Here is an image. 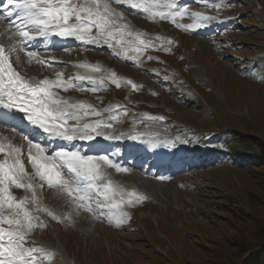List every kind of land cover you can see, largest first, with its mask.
Segmentation results:
<instances>
[{
	"label": "rangeland",
	"instance_id": "rangeland-1",
	"mask_svg": "<svg viewBox=\"0 0 264 264\" xmlns=\"http://www.w3.org/2000/svg\"><path fill=\"white\" fill-rule=\"evenodd\" d=\"M169 2L186 9L176 18L178 23L199 22L193 12L214 19L204 21L206 27L185 31L171 19H150L142 9L112 3L122 13L120 23L128 25L125 31L141 33L140 38L150 40L153 47L143 49L142 54L129 51L124 56L119 47L74 43L68 46L69 51L53 46L43 50L38 46L18 50L9 57L21 75L36 80L56 79V72L62 73L65 80L77 74L93 75L97 80L103 77L104 84L97 83V91L89 90L93 86L89 81H76L79 88L55 91L70 102H85L100 113L83 117L81 123L100 119L111 124L105 134H124L120 141H108L105 148L114 144L110 158L114 163L118 160L127 171L117 172L104 165L106 176L102 181L111 180L121 192L115 199L122 196L124 203L119 208H106L103 219L83 211L73 213L71 220L52 219L42 209L63 216L69 211L71 197L46 183L41 188L38 177L32 181L37 185V205L31 203V190L10 187L17 200L29 198L26 207L33 217L44 222L43 227L31 230L25 243V247L41 250L37 258L42 264H241L250 249L264 244V162L256 165L232 157L200 160L198 150L184 152L192 143L201 150H213L227 148L228 142L241 152L262 153L264 0ZM0 22V27H8L5 21ZM8 37L4 39L1 31L0 43L9 42L8 47L17 43L18 39L15 42ZM124 39L132 42L125 47L137 46L136 36ZM44 43L43 40L41 44ZM27 51H34L41 58H54L51 66L37 64L34 59L29 63ZM118 51L119 56L114 54ZM136 56L139 58H130ZM81 62L99 65L102 71L77 68ZM111 73H115L119 87L111 82ZM133 84L137 87L133 88ZM0 129L12 137V145L20 149L25 171L32 174L27 140L13 127ZM186 130H220L225 134L217 140H202L189 136ZM132 135L140 139L129 140ZM46 141L44 146L50 151L58 148ZM142 141H168V146L146 149ZM87 145L77 142L82 152ZM135 146L142 148L143 154H135ZM117 150H122L123 155L117 157ZM192 156L197 159L188 161ZM159 162L163 165L159 166ZM139 196L144 198L137 200ZM130 198L131 205L127 203ZM98 199L103 202V197ZM122 212L128 216L124 223L117 224L116 218ZM245 244L248 251L240 253Z\"/></svg>",
	"mask_w": 264,
	"mask_h": 264
},
{
	"label": "snow or ice",
	"instance_id": "snow-or-ice-1",
	"mask_svg": "<svg viewBox=\"0 0 264 264\" xmlns=\"http://www.w3.org/2000/svg\"><path fill=\"white\" fill-rule=\"evenodd\" d=\"M112 3L128 5L132 9H142L144 13L149 14L150 19L155 17L171 19L177 28L185 31L206 27L204 21L214 19L193 12L192 16L199 22L178 23L176 18L182 16L186 9L177 8V4L169 0H165L164 3L160 0H111V2L110 0H0V20L7 21L13 28L10 39L17 40L18 37L17 43L10 45L7 53L5 46L0 44V124L16 128L12 121L19 116L30 127L42 130L43 133L39 139L29 138V134L23 128H17L27 140L28 161L33 169L32 174L25 171L23 163L18 158L20 153L18 147L8 145L10 151L6 155L12 158L11 163L8 158L0 161V264H42L37 258L41 250L25 247V243L31 230L37 226L43 227L44 222L31 215L26 207L29 199L27 196L20 200L13 196L10 191L12 186L31 190L33 205L39 204L37 185L32 182L36 177L41 181V188L46 183L49 188H55L61 193L66 192L71 199L68 201L69 211L63 216H58L47 208L42 209L54 220H71L73 213L79 214L82 211L96 213L94 218L103 219L106 208H119L124 203L122 196L120 200L115 199V196L121 195V192L113 187L111 180L102 183L106 176L104 165L115 168L117 172L127 171V168L121 167L118 160L114 163L110 158L114 144L108 149L98 146L93 148L97 138L117 142L123 139L124 134L121 133L119 136L105 134V128H110L111 124L100 119L81 123L83 117L99 116L100 113L85 102H70L55 91V89L67 91L72 87L79 88L76 81H89L93 85L89 90L97 91V83L103 85L104 78L97 80L93 75L77 74L74 78L69 77L65 80L62 73L56 72V79L46 77L43 80H36L17 72L9 58L11 53L36 44L37 38H43L45 42L43 47L54 46L57 43L55 38H61L59 43L65 51H69L65 46L67 38H73L83 45L119 47L124 56H127L129 51L142 54L143 49L153 47L150 40L140 38L141 33L125 31L128 25L120 23L122 13L117 12L112 7ZM157 8L164 10L154 11ZM125 36H136L137 46L125 47L126 44L132 43L125 40ZM121 51L114 54L119 56ZM27 56L29 63L34 59L37 64L48 67L51 66L50 61L54 59L50 57L45 61L34 51H27ZM76 67L91 72L102 71L99 65L87 62L78 63ZM109 78L119 87L115 73H111ZM132 86L137 87L135 84ZM150 118L163 119V117ZM69 121L76 123L69 124ZM128 138L134 142L140 139L137 135ZM55 139L66 143L61 144L54 151L44 146L45 140ZM78 141L82 146L84 142L91 143L82 152L81 147H77ZM172 143L175 144V141ZM142 144L146 149L150 146L156 150L167 147L168 141H142ZM4 151L5 145L0 142V152ZM93 151L105 154H87ZM122 155L123 151L117 150L116 156ZM64 169L67 171L65 172ZM98 197H103V202ZM143 198L139 196L136 199ZM127 203L131 205L133 200L130 198ZM6 209L8 214H5ZM127 216L126 212L120 213L116 223H124ZM109 219L111 220V217ZM5 224L8 225L7 228L3 227Z\"/></svg>",
	"mask_w": 264,
	"mask_h": 264
},
{
	"label": "trees",
	"instance_id": "trees-1",
	"mask_svg": "<svg viewBox=\"0 0 264 264\" xmlns=\"http://www.w3.org/2000/svg\"><path fill=\"white\" fill-rule=\"evenodd\" d=\"M188 131V135L189 136H195L197 139H202V140H207V139H219L220 137H222L225 133L224 131H216V132H199V131ZM224 133V134H223ZM228 133V131L226 132ZM232 133V132H230ZM236 135V134H235ZM243 138H246L245 136H242ZM241 137L239 136V139H241ZM204 138V139H203ZM247 139V138H246ZM255 141V143H259L260 141L256 138H252ZM227 144V148H220L217 147L213 150H203L202 153L204 154H208L209 156V161H211L212 157H220V158H226L228 159L229 157L234 158L235 160H245V161H251L250 163L252 164H262L264 162V147H262V153L260 155H254L252 152H247V151H243L241 152L240 150L236 149L233 147L232 144H229L228 142H226ZM262 146V145H261ZM197 146H195V144H189V146L186 148L185 151H193ZM198 148V147H197ZM199 149V148H198ZM201 151V150H199ZM190 159H193L190 158ZM195 159V158H194ZM240 247H238L237 249L239 250ZM242 251H248L247 250V245H243L242 248L240 249V253ZM241 264H264V244L260 245L258 248H256L255 250H249V253L247 254V256H245L242 261Z\"/></svg>",
	"mask_w": 264,
	"mask_h": 264
},
{
	"label": "bare ground",
	"instance_id": "bare-ground-1",
	"mask_svg": "<svg viewBox=\"0 0 264 264\" xmlns=\"http://www.w3.org/2000/svg\"><path fill=\"white\" fill-rule=\"evenodd\" d=\"M1 21H3V20H1ZM1 23V22H0ZM1 31H2V34H3V37H4V39H7L6 37H8V36H12V34H13V31H11L10 29H6V27H3V26H1L0 27V34H1ZM10 31H11V35H9V33H10ZM8 39H9V37H8ZM17 39H18V37H17ZM38 39V38H37ZM56 41H57V43L53 46V47H55V48H60V47H63V46H60V43H58V42H60V40H61V38H59V39H55ZM73 39L72 38H67V42H71ZM15 41V40H14ZM16 42V41H15ZM14 42V43H15ZM67 42H66V44H65V46L67 45ZM9 43V42H8ZM8 43L6 44V45H4L5 46V51H6V53L8 52L7 50H8ZM41 43V42H40ZM3 44H4V42H3ZM71 44H69L68 46H70ZM49 48H52V46H49ZM11 60V59H10ZM22 68L24 69V67L22 66ZM7 127V126H6ZM9 128V127H8ZM11 138L12 137H10L9 136V133L8 134H4L2 131H1V129H0V142H2L4 145H5V151L4 152H1V153H6L7 154V152L8 151H10V149L8 148V145L10 144V145H12V143H11ZM56 140H59V139H56ZM59 141H61V140H59ZM63 142V141H62ZM12 146H15V147H17L16 145H12ZM6 158H8L7 157V155L3 158V160H5ZM9 159V163H11L12 162V158H8Z\"/></svg>",
	"mask_w": 264,
	"mask_h": 264
}]
</instances>
